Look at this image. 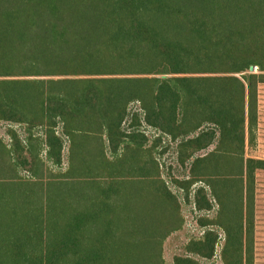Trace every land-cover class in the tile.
Instances as JSON below:
<instances>
[{
    "label": "trees",
    "instance_id": "obj_1",
    "mask_svg": "<svg viewBox=\"0 0 264 264\" xmlns=\"http://www.w3.org/2000/svg\"><path fill=\"white\" fill-rule=\"evenodd\" d=\"M261 83L264 0H0V123L26 134L0 136V264H165L181 205L148 137L123 129L129 105L223 205L264 169L243 155ZM241 225L224 224L225 264H252Z\"/></svg>",
    "mask_w": 264,
    "mask_h": 264
},
{
    "label": "rangeland",
    "instance_id": "obj_2",
    "mask_svg": "<svg viewBox=\"0 0 264 264\" xmlns=\"http://www.w3.org/2000/svg\"><path fill=\"white\" fill-rule=\"evenodd\" d=\"M251 71L258 72L256 67ZM257 94V122L252 136L251 133L250 135L248 133V139L243 149L244 159L251 157L264 159V83L258 85ZM122 126L127 132L138 129L148 137V144L152 147L153 155L160 164L161 175L180 201L183 224L180 229L171 233L163 243L162 256L165 264H175L176 257L186 256L197 260L199 264H225L224 250L228 239L224 224L235 229L239 228L240 223L242 224L243 247L250 249L251 254L249 253V256L252 264H264V169L255 171L249 195L243 189L242 199L237 193L227 198L221 197L223 202L221 205L211 195V191L205 182L189 183L193 180L191 166L195 156L182 162L179 140L174 141L169 136L163 135L148 126L144 121V114L138 102H132L129 105L128 114ZM10 127L16 130L18 134L19 132L22 133V137H26L23 126L20 124L1 122L0 136L5 141H8L7 130ZM36 132L40 133L41 131L38 129ZM216 143L217 140L208 150L214 149ZM67 162L68 151L65 148L62 167H66ZM229 170L235 171L237 166L227 163L221 172H228ZM200 187L205 189L206 198L198 193ZM206 200L210 202V208L198 209L199 206H205ZM239 204L242 205L241 215H237V210H233L237 209ZM227 207L229 210H224ZM225 214L233 215L228 218V221L232 223L225 221ZM207 230H212L217 234L213 255L210 258H203L189 252L187 250L188 243L191 240L202 239ZM247 255L248 253H243L244 257Z\"/></svg>",
    "mask_w": 264,
    "mask_h": 264
}]
</instances>
